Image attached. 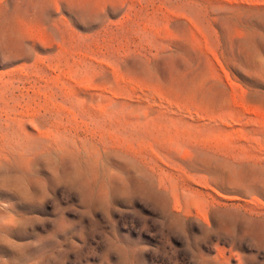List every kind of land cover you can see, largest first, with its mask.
<instances>
[{
	"label": "rangeland",
	"instance_id": "rangeland-1",
	"mask_svg": "<svg viewBox=\"0 0 264 264\" xmlns=\"http://www.w3.org/2000/svg\"><path fill=\"white\" fill-rule=\"evenodd\" d=\"M0 264H264V0H0Z\"/></svg>",
	"mask_w": 264,
	"mask_h": 264
}]
</instances>
